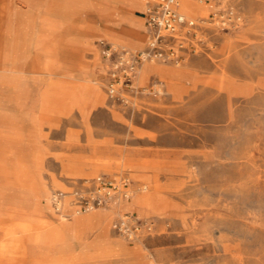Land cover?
Wrapping results in <instances>:
<instances>
[{
  "label": "rangeland",
  "instance_id": "1",
  "mask_svg": "<svg viewBox=\"0 0 264 264\" xmlns=\"http://www.w3.org/2000/svg\"><path fill=\"white\" fill-rule=\"evenodd\" d=\"M227 1L240 27L205 24L201 52L112 99L99 42L143 49L136 9L0 0V264H264V0ZM123 174L129 200L79 209Z\"/></svg>",
  "mask_w": 264,
  "mask_h": 264
},
{
  "label": "built area",
  "instance_id": "2",
  "mask_svg": "<svg viewBox=\"0 0 264 264\" xmlns=\"http://www.w3.org/2000/svg\"><path fill=\"white\" fill-rule=\"evenodd\" d=\"M209 6L207 18H193L179 10L178 0H143L142 16L147 29L146 46L139 51L115 47L100 40L102 58L108 62L106 92L118 99L121 90L129 91L138 70L145 63L179 64L186 57L201 52L203 28L207 24L219 30H235L243 23L242 14L227 0H196ZM131 181L123 174L119 180L98 176L86 196L79 201L80 210L102 207L109 202L129 200ZM142 226L133 216L119 218L114 227L132 238ZM146 227H150L148 223Z\"/></svg>",
  "mask_w": 264,
  "mask_h": 264
},
{
  "label": "crops",
  "instance_id": "3",
  "mask_svg": "<svg viewBox=\"0 0 264 264\" xmlns=\"http://www.w3.org/2000/svg\"><path fill=\"white\" fill-rule=\"evenodd\" d=\"M108 3H115L117 0H104ZM119 1H122V2H125L129 7H131L132 9H136V11H138V14L139 16L142 18L143 20V23L141 21H137L135 20L132 16H124L123 17V21L126 22L128 28L130 29H136V30H143V33L146 35V39L148 38V33H147V29L145 27V24H144V19H143V16H142V11L144 9V2L143 0H119ZM141 9V10H139ZM89 44V43H87ZM131 45L135 46L137 45V43L135 41H131L130 42ZM153 72H156V73H159V74H162V75H169V76H172L174 71L173 70H170V69H162V68H159V67H151V66H147V67H143L140 71V75H139V78H141V80H143L145 78L146 75L150 74V73H153ZM5 71L3 72L2 69H0V82H3L5 78ZM96 95H98L96 93Z\"/></svg>",
  "mask_w": 264,
  "mask_h": 264
},
{
  "label": "bare ground",
  "instance_id": "4",
  "mask_svg": "<svg viewBox=\"0 0 264 264\" xmlns=\"http://www.w3.org/2000/svg\"><path fill=\"white\" fill-rule=\"evenodd\" d=\"M180 7L187 15H192L195 12H197V10H199V7L197 5H195L194 3H191L190 0H181V5L179 6V10H180ZM91 216H95V217L99 218L100 213L95 212ZM78 222H79V220L77 221V223Z\"/></svg>",
  "mask_w": 264,
  "mask_h": 264
}]
</instances>
